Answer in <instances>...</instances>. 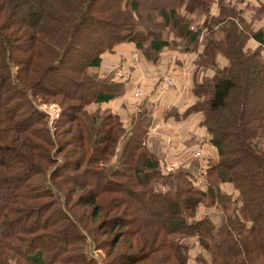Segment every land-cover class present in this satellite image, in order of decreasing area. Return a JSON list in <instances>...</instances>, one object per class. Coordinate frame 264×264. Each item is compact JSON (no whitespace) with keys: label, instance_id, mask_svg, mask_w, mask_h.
I'll use <instances>...</instances> for the list:
<instances>
[{"label":"trees","instance_id":"16d2710c","mask_svg":"<svg viewBox=\"0 0 264 264\" xmlns=\"http://www.w3.org/2000/svg\"><path fill=\"white\" fill-rule=\"evenodd\" d=\"M224 1L213 11L214 0H0V264H264V29L254 27L264 1L250 22ZM195 13L208 21L192 28ZM204 28L197 64L215 75L195 82L188 109L201 114L218 150L201 174L203 190L194 171L163 172L148 151L145 107L128 137L117 113L88 106L125 91L98 74L103 54L125 42L159 54L172 34L194 48ZM252 38L261 46L247 48ZM53 103L61 108L50 122L43 105ZM69 185L85 193L82 213ZM123 237L135 253L115 259ZM189 239L206 255L191 262ZM105 244L114 245L107 254Z\"/></svg>","mask_w":264,"mask_h":264},{"label":"crops","instance_id":"0c3cea01","mask_svg":"<svg viewBox=\"0 0 264 264\" xmlns=\"http://www.w3.org/2000/svg\"><path fill=\"white\" fill-rule=\"evenodd\" d=\"M247 2L251 3L252 7L259 5L258 0H246L244 4L246 5ZM243 10L245 12L244 8ZM252 15L248 18L245 14V17L251 20ZM262 21H254V27L260 28L258 23ZM258 45L259 42L252 38L248 41L247 48H254ZM164 53L167 55L166 57L155 59L160 54L152 52L151 56H145L135 47L134 43L125 42L118 45L114 51L103 54L101 66L97 70L100 76H106L104 74L111 72V69L118 65L125 69L124 71H129L130 78L119 77L121 80L118 81L124 84V93L108 102L93 103L90 106L108 109L126 120L130 117V112H133L136 102L135 91L141 90L144 99L142 105L148 106V113L152 118L149 138L152 140L162 139L161 146L167 147L166 166L169 164L172 167H189L194 157V153H191L193 149L196 151L201 149L203 156L217 160L218 150L209 143L208 132L204 126H201V119L199 120L193 115H189L185 119L169 118L166 121L162 119L165 110L173 108L181 113L194 103L193 87L195 82L201 81L205 77H213L215 70L198 68V65L194 64L195 55L193 53L181 54L176 49H165ZM217 64L219 67H224L228 64V60L223 55H218ZM165 76L174 79L175 84L166 93L159 94L157 90L159 79ZM117 77L116 73L115 75L112 73L113 81ZM187 146L188 148L184 150ZM201 146L204 150L200 148ZM160 165L163 167L164 160L160 162Z\"/></svg>","mask_w":264,"mask_h":264},{"label":"rangeland","instance_id":"374dc122","mask_svg":"<svg viewBox=\"0 0 264 264\" xmlns=\"http://www.w3.org/2000/svg\"><path fill=\"white\" fill-rule=\"evenodd\" d=\"M101 1H103V0H101ZM231 1V2H230ZM252 1H254V0H252ZM264 1V0H263ZM214 2H215V4H214V6H213V11H215V10H217V8H218V4H219V2H220V0H214ZM226 4H232V3H234L238 8H244L245 9V12H244V10H243V12L244 13H242V15H243V17L244 18H246L245 17V14L247 15V17L248 18H250V16H251V14H253V5L251 4V3H249V2H247V4L245 5L244 3L246 2V0H225L224 1ZM258 3V2H257ZM257 6H259V5H257ZM193 16V18H194V23H193V26H192V28H194L196 25H198V24H201V25H204V23H206L208 20H207V14H202V13H195V14H193L192 15ZM206 20V21H205ZM246 20L247 21H249L250 22V19H247L246 18ZM263 20V21H262ZM258 22L259 21H262V22H260V23H258V24H260V28H262V29H264V18L263 19H261V20H257ZM96 28V27H95ZM260 28H258V27H256L255 26V29L256 30H258V29H260ZM208 29H206V28H204L203 29V33H202V35H201V38H200V40H199V44L197 45V46H195L194 48H192V45L190 46V45H187V43L188 42H186V41H184V40H182L181 38H179V37H175L173 34L170 36V38H173L174 39V41H175V43H173L171 46H167L165 49H176L177 50V52H179V53H181V54H191V53H193V55H195V60H194V64H196V65H198L197 64V61L199 60V58H200V55L204 52V48H205V43H206V41H205V36H206V34H208V31H207ZM167 33H165L164 35H166ZM189 44V43H188ZM259 46H261V43H259V45L258 46H256V47H254L253 49H256V48H258ZM165 49H163L159 54V56H157L155 59H157L158 57H159V59H161L162 57H166L167 55L164 53V50ZM263 56H264V48H263ZM163 60H165V59H163ZM167 60V59H166ZM205 69V68H204ZM207 69H213V68H211V67H208ZM125 69H123L122 67H120V66H118V65H116V67L114 68V69H111V72L113 73V75H115V73H116V75L118 76L117 77V79L114 81V82H116V83H121L120 81H118V80H121L119 77H128V78H130V75H128V72L129 71H124ZM214 70V69H213ZM111 72H108V73H106V74H104V75H106V76H101V78H107V77H112V73ZM118 81V82H117ZM168 81H170V83H168ZM166 83V85H167V87H164V88H162V90H161V86H162V84L163 83ZM175 84V81H174V79H172L171 77L169 78L168 76H165V77H163V78H160L159 79V84H158V87H157V90H158V92H159V94H163V93H166L169 89H170V87H172L173 85ZM137 92H140L141 94L138 96V94H135L134 95V97H136V102L134 103V106H133V112H130V117L129 118H127L126 120H123V118H121V116H120V118H121V120H122V122H123V125H124V127H125V129L127 130V135H128V137H131V136H133V132H134V126H135V124H136V121H137V119H138V113L139 112H141V110H142V108L143 107H145V112L146 111H149V109H148V106H146V105H142V102H143V92L141 91V90H137ZM136 91H135V93H137ZM123 92H121L120 94H122ZM119 94V95H120ZM137 95V96H136ZM195 96V95H194ZM197 101V97L195 96V102ZM194 102V103H195ZM194 103H192L189 107H187L185 110H183V111H181V113H179V112H177V111H172V114H170L169 113V110H171V109H173V108H169L168 110H165V112H164V118H162L163 119V121H166L167 119H169V118H172V119H185V118H187L189 115H193V116H196V117H198L199 118V120L201 119V121H202V116H201V114H199V113H194V112H192V111H188V109L194 104ZM141 105H142V107H141ZM43 108L51 115V117H50V122H52V120L53 119H56V118H58L59 117V112H60V108L61 107H59V105L58 104H50V105H47V106H45V105H43ZM63 109V108H62ZM67 109V108H66ZM65 109V110H66ZM88 110L89 111H91V112H94V113H96V112H106V111H108V109L106 110V109H101L100 107H97L96 108V106H88ZM148 115V114H147ZM138 116V117H137ZM150 117V116H149ZM150 119H151V117H150ZM200 121V122H201ZM154 125H155V122H154ZM160 125V124H159ZM201 126H203L202 124H201ZM205 127V126H204ZM206 128V127H205ZM73 130V136L72 137H74L75 136V133H77V131L79 130V128H77V125H75V127H73L72 128ZM161 129H162V127H161ZM65 130H67V128H66V126H65ZM149 130H150V127H149ZM68 131V130H67ZM149 132V131H148ZM208 132V131H207ZM68 133V132H67ZM67 133H63V136H64V138H69V137H71V136H68V135H66ZM159 133V132H158ZM158 133H155V134H158ZM154 135V134H153ZM208 141H209V138L211 137V135H210V133H208ZM128 137H126L124 140H122V141H120V144H119V147H117V151L112 155V157H111V159H110V163L108 162V166H109V169H113V167L112 166H116V165H118V162H119V158H120V151H123V148H124V146H125V144H126V140H128L127 138ZM162 138V137H161ZM161 140L162 139H158V140H156V139H150L149 138V133H147V136H146V140H145V143H146V147H147V149H148V151H151L152 153H153V155L157 158V159H159V162H162V160H164V165H163V167H161V165H160V167H161V169L163 170V172H167V173H169L170 171L169 170H174V168H178V167H172V166H170L169 164L166 166V163H165V160H166V157L165 156H167L166 154H167V147H162L161 146ZM202 145V144H201ZM214 146V145H213ZM188 148V146L187 147H185L184 148V150H186ZM200 148H203V146H201ZM198 150H201V149H198ZM203 150H204V148H203ZM195 151H196V149H193V150H191V153H195ZM202 151V150H201ZM122 153V152H121ZM194 156V155H193ZM77 157H78V155H77ZM213 157V156H212ZM16 159L14 156H10V159ZM9 159V158H8ZM216 160V159H215ZM213 158H206V156L204 155L203 156V152H202V157H193V161L190 163V166L189 167H183V168H186V169H189V170H191V171H194V173H195V176L196 177H198L199 178V180L201 181V183L202 184H204L205 186H201L202 188L201 189H205L207 186H208V182H207V180L205 179V177L204 176H202L201 174H206V170H207V167L209 166V164L211 163L210 161H215ZM17 163H19V162H17ZM107 165V164H106ZM203 171H205L204 173H203ZM67 173H69V174H74V173H76V171H74L73 169H69V170H67ZM81 179H87L88 181H91V182H94V181H96V179L95 178H93V176L90 174H83V175H81ZM191 179L194 181V179H195V177L194 176H192L191 177ZM86 184V183H85ZM70 186V185H69ZM73 188V190H74V195H75V197H74V199H72L74 202H75V205L76 206H79L78 207V209H77V211L79 212V213H82L83 212V209H85L83 206H81L80 204H78L77 203V198H78V196H81L82 194H85L84 193V191H83V189H80V188H78L77 189V185H72V186H70V188ZM232 187L233 186H231L230 184H226L225 186L223 185V190H225V191H229V192H231L232 191ZM68 189V188H67ZM203 189V190H204ZM65 191H67L66 189H64ZM89 189H87V191H88ZM66 193V192H65ZM199 209H201V208H199ZM208 211L206 210L205 211V213H207ZM211 216H212V218L214 219V221L218 224V223H220V219H219V216H218V214L216 213V212H214V211H211ZM81 215V214H80ZM104 215L106 216V214H104V213H102L101 215H100V217L98 218V220L97 221H99V222H93L92 223V225H91V227H92V229L95 231L96 230V228L98 227V225H100V220L102 221V219H104ZM108 215V214H107ZM42 221H44V219L42 218L41 219ZM30 222L31 221H24L22 224H27V223H29L30 224ZM96 224H97V227H96ZM96 233V232H95ZM97 233H98V231H97ZM103 239H104V241L106 240V242H107V244H109V239H111V237L110 236H105V235H103V237H102ZM48 244H50L48 241H46ZM188 243H189V245H190V251H189V254H190V257H191V262H193L194 260H195V258H196V256L198 255V253H200V252H202V254L203 255H206V252L200 247V245H199V243L197 242V240H191V239H189V241H188ZM59 245H60V243H59ZM113 246L114 245H112V247L110 246V247H107V245L105 244V247H104V251H102L103 253H106L107 254V252H108V250H110V251H112V248H113ZM50 248H52L51 249V251H55L56 252V247H55V245H53V246H50ZM59 248V247H58ZM96 252V251H95ZM113 252H114V255L116 256L115 257V259L117 258V257H120V255H133L135 252L134 251H131V249L129 248V246L127 245V239H126V237L124 238H121L120 239V242H118L117 243V245H116V247L114 248V250H113ZM99 254H102V253H99ZM95 255H97L96 253H95ZM117 264H120V262L118 263L117 262Z\"/></svg>","mask_w":264,"mask_h":264},{"label":"built area","instance_id":"2783aa9c","mask_svg":"<svg viewBox=\"0 0 264 264\" xmlns=\"http://www.w3.org/2000/svg\"><path fill=\"white\" fill-rule=\"evenodd\" d=\"M229 1V0H228ZM231 2V1H230ZM168 83H170V81H168ZM164 87H167V85H166V83L164 82L163 84H162V86H161V90H162V88H164ZM137 92V91H136ZM135 94H138V96L141 94L140 92H137V93H135ZM137 96V95H136ZM194 156L195 157H202V151L201 150H197L195 153H194ZM205 171H203V173H204ZM199 180V179H198ZM198 184H201L202 185V183H201V181L199 180L198 181ZM204 185V184H203Z\"/></svg>","mask_w":264,"mask_h":264}]
</instances>
